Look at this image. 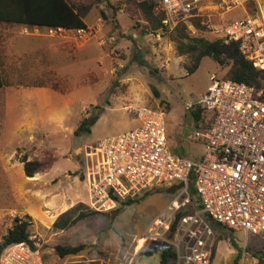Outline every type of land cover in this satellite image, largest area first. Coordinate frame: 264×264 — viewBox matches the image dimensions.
<instances>
[{
  "label": "rangeland",
  "instance_id": "obj_1",
  "mask_svg": "<svg viewBox=\"0 0 264 264\" xmlns=\"http://www.w3.org/2000/svg\"><path fill=\"white\" fill-rule=\"evenodd\" d=\"M70 2L78 7L89 31L81 38L28 28L19 45L18 26L6 34L0 28V68L8 85L0 88V235L14 217L28 215L30 238L46 264H159L158 251L166 245L160 238L141 246L150 251L156 246L151 255L138 252L141 247L136 251V246L152 220L178 196L176 185L153 184L112 210L63 229L53 222L62 213L61 204L82 202L79 209L88 210L91 170L99 158L96 146L102 138L138 125L135 106L165 111L169 147L197 159L204 144L192 135L196 123L188 105L213 77L224 78L227 68L204 56L189 73L191 54L179 52L174 27L153 32L132 0ZM242 15L237 8L221 19L228 22ZM186 31L190 36H212L205 27L186 24ZM5 37L11 41L5 42ZM40 85L47 86L32 87ZM95 106L103 111L90 131L74 133L81 119L96 112ZM23 120L28 123L15 131ZM46 150L56 156L52 166L34 178L26 177L19 163L23 154L41 158ZM43 199H51L55 206ZM40 211L48 217L40 218ZM218 234L211 264H234L244 248L251 254L252 247L264 243V234L243 230ZM80 243L86 247L76 255L56 254L57 244Z\"/></svg>",
  "mask_w": 264,
  "mask_h": 264
},
{
  "label": "built area",
  "instance_id": "obj_2",
  "mask_svg": "<svg viewBox=\"0 0 264 264\" xmlns=\"http://www.w3.org/2000/svg\"><path fill=\"white\" fill-rule=\"evenodd\" d=\"M132 1L150 2L153 12L161 16L162 28L181 22L193 26L197 20L213 36L236 42L252 66L264 70V0ZM237 8L243 12L241 17L221 19ZM28 28L38 32L37 27H24L22 32L28 34ZM46 31L80 38L89 33L87 27H46ZM192 105L201 110L192 132L204 144L197 159L169 147L165 111L138 105L133 109L136 127L98 142L99 158L88 186L87 205L99 212L112 210L153 184L178 186V196L152 220L144 237V242L160 238L173 248L168 264H211L217 236L207 218L233 231L264 234V88L213 77L188 106ZM190 181L199 207L180 215L173 227L176 213L191 203ZM0 264L46 263L37 247L20 241L0 252ZM236 264H255V259L244 248Z\"/></svg>",
  "mask_w": 264,
  "mask_h": 264
},
{
  "label": "trees",
  "instance_id": "obj_3",
  "mask_svg": "<svg viewBox=\"0 0 264 264\" xmlns=\"http://www.w3.org/2000/svg\"><path fill=\"white\" fill-rule=\"evenodd\" d=\"M1 1L3 0H0V21L22 23L38 27H63L68 29L87 27L78 12V7L76 4L70 2V0H22L24 2V8L20 10H26V12H22V14H17L15 13L16 11H8L9 8ZM135 5L136 10L142 14L150 30L155 32L159 28L163 29L161 26V16L156 15L153 12L150 2L136 3ZM193 26L201 29L204 28V26L197 20H194ZM174 29L177 34V39L180 41L178 46L179 52L191 54L192 63L187 66V71L189 73L193 72L198 67L202 57L208 56L223 68H227L224 78L244 82L256 88H264V70L253 67L251 62L240 53L236 42L226 41L222 37H216L213 35L210 37L190 36L189 32L186 31V24L184 22L179 23ZM183 38L187 39V41L183 42ZM2 85H6V82L0 68V87ZM95 108H97L96 112L81 119L79 126L77 130H74V133L90 131V127L96 122L100 113L103 111V108L100 106H95ZM189 113L194 119L196 125H198L201 120L200 108L196 105L189 106ZM27 158V153L23 154L21 157L24 175L26 177H33L36 173L48 170L55 161L56 156L52 154L51 150H46L44 153L42 152L41 158ZM190 198L191 203L176 213L175 221L172 224L173 227L180 215L194 211L198 208L197 195L192 181H190ZM80 206H84V203L78 202L60 213V215L54 220L53 226L55 228L63 229L71 226L80 219L99 213V211L90 207H88L87 211L81 210L79 209ZM207 220L212 226L217 239L220 235L218 234L219 230L226 232L233 231L211 218H207ZM30 224L31 222L28 215H25L24 217H14L10 226L0 235V252L6 246L20 241H25L29 243L31 247L36 248L33 240L30 238ZM85 247L86 245L84 243L57 244L55 246V251L58 256L65 257L68 255H76ZM156 248L157 247L155 246L150 251L144 250V248L141 247L138 252L140 251L151 255L157 251ZM251 250V255L255 259V264H264V243L261 248L254 246ZM158 252L159 264H168L174 256L173 248L168 245L163 246ZM239 254L240 253L236 256L234 264H236Z\"/></svg>",
  "mask_w": 264,
  "mask_h": 264
},
{
  "label": "crops",
  "instance_id": "obj_4",
  "mask_svg": "<svg viewBox=\"0 0 264 264\" xmlns=\"http://www.w3.org/2000/svg\"><path fill=\"white\" fill-rule=\"evenodd\" d=\"M1 2H4V5L6 4V6L9 8L8 11H16L15 13L17 14H22V12H26V10L24 11H21L20 9L24 8V2L22 0H3ZM31 3V1H30ZM11 9V10H10ZM13 26H18L19 27V33H20V36H19V45L22 44L23 40H22V36H24L25 34L22 33V28L24 27H31V28H34V27H37V28H46V27H38V26H30V25H27V24H22V23H14V22H6V21H0V28H2V31L6 34L9 32V30L13 27ZM57 37H65L67 38V36H57ZM70 37V36H68ZM72 39V38H70ZM6 41H11L10 38L9 40L7 39V37H5V42ZM22 47V45H21ZM23 49H20V51H22ZM23 75V74H22ZM24 77H27L24 75ZM8 85H2L1 87H6ZM47 85H40V86H32L34 88H45ZM0 87V88H1ZM19 87H28V86H19ZM17 87V88H19ZM66 100H69V99H66ZM28 123V120H23L21 122H19L15 128V131L19 130L24 124H27ZM29 138H32V135L29 134ZM29 159V157L27 158ZM20 163V166L21 168L23 169V162H19ZM24 172V171H23ZM92 176V175H91ZM37 177V176H36ZM46 199H43V202L44 204H47L51 207H54L55 206V203L51 200V199H48L47 201H45ZM74 202H70L68 205H63L61 204L60 207H62V212L65 211L66 209H68L69 207L72 206ZM78 203V202H77ZM76 204V203H74ZM73 204V205H74ZM59 207V208H60ZM37 215L40 216V218H43V217H48L47 214H44V212L40 211V213H38ZM159 261V260H158Z\"/></svg>",
  "mask_w": 264,
  "mask_h": 264
},
{
  "label": "bare ground",
  "instance_id": "obj_5",
  "mask_svg": "<svg viewBox=\"0 0 264 264\" xmlns=\"http://www.w3.org/2000/svg\"><path fill=\"white\" fill-rule=\"evenodd\" d=\"M35 176H33V177H30V178H34ZM47 214V213H46ZM51 217H53V216H51ZM144 237H139V239H138V243H137V246H136V248L138 249L139 247H141V245L143 244V242H144Z\"/></svg>",
  "mask_w": 264,
  "mask_h": 264
}]
</instances>
